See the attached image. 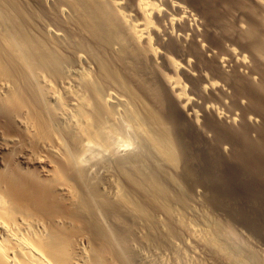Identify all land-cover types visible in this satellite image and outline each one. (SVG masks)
Listing matches in <instances>:
<instances>
[{
  "label": "bare ground",
  "instance_id": "6f19581e",
  "mask_svg": "<svg viewBox=\"0 0 264 264\" xmlns=\"http://www.w3.org/2000/svg\"><path fill=\"white\" fill-rule=\"evenodd\" d=\"M0 264H264V0H0Z\"/></svg>",
  "mask_w": 264,
  "mask_h": 264
}]
</instances>
